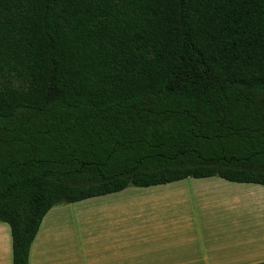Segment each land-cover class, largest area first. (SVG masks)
<instances>
[{
    "label": "trees",
    "instance_id": "16d2710c",
    "mask_svg": "<svg viewBox=\"0 0 264 264\" xmlns=\"http://www.w3.org/2000/svg\"><path fill=\"white\" fill-rule=\"evenodd\" d=\"M217 177L264 186V0H0V222Z\"/></svg>",
    "mask_w": 264,
    "mask_h": 264
},
{
    "label": "crops",
    "instance_id": "0c3cea01",
    "mask_svg": "<svg viewBox=\"0 0 264 264\" xmlns=\"http://www.w3.org/2000/svg\"><path fill=\"white\" fill-rule=\"evenodd\" d=\"M214 178L217 177L187 178L147 188L209 187L218 182ZM241 185L235 188L245 194L257 193V199L224 205L198 204L194 209L193 204H178L182 208L171 223L153 226L165 233L158 237H147L150 226L143 222L138 231L146 232L134 236L132 225L128 228L127 221L117 219L111 223L120 226V231L112 236L57 237L55 225L63 209L55 205L44 216L30 246L28 264H264V186ZM121 193L95 197L98 201L94 203L100 206ZM90 199L85 201L93 202ZM0 264H12L11 237H0Z\"/></svg>",
    "mask_w": 264,
    "mask_h": 264
},
{
    "label": "rangeland",
    "instance_id": "374dc122",
    "mask_svg": "<svg viewBox=\"0 0 264 264\" xmlns=\"http://www.w3.org/2000/svg\"><path fill=\"white\" fill-rule=\"evenodd\" d=\"M216 182L209 187H196L186 185L181 189H168L163 187L138 188L128 187L123 193L117 194L116 199L102 202L100 206L93 202L80 201L76 203H60L63 212L59 215L55 227L58 229L57 237H99L112 236L119 233V227L111 223L112 219H117L127 227L131 224L132 234L139 235L145 233L138 231L139 223L150 226V234L147 237H158L165 235L164 232L155 229L171 223L174 214L181 210L178 204L215 205L233 204L242 201L253 202L257 199L255 193H241L232 182L214 178ZM242 187L262 188L260 185L242 184ZM58 208V209H59ZM171 225V224H170ZM0 237H11L10 228L6 223L0 222ZM0 227V228H1ZM130 228V227H128ZM141 237V236H137Z\"/></svg>",
    "mask_w": 264,
    "mask_h": 264
}]
</instances>
